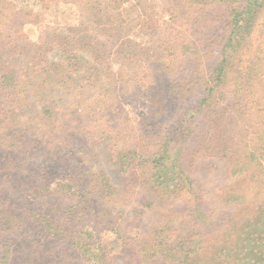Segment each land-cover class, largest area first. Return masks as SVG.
I'll return each instance as SVG.
<instances>
[{"label":"rangeland","instance_id":"rangeland-1","mask_svg":"<svg viewBox=\"0 0 264 264\" xmlns=\"http://www.w3.org/2000/svg\"><path fill=\"white\" fill-rule=\"evenodd\" d=\"M243 1L0 0V203L40 218L0 225V264H136L135 240L158 236L153 264L182 247L196 264L264 227V11L218 74ZM97 78L98 109L83 95ZM166 143L177 189L162 195L145 161ZM2 159L24 167L7 177Z\"/></svg>","mask_w":264,"mask_h":264},{"label":"trees","instance_id":"trees-1","mask_svg":"<svg viewBox=\"0 0 264 264\" xmlns=\"http://www.w3.org/2000/svg\"><path fill=\"white\" fill-rule=\"evenodd\" d=\"M228 0H221L224 4H226ZM240 1V0H239ZM231 11V15L227 16L229 19V22H227L226 29H228L229 34L225 40L224 43V62L222 63L223 66L218 69L219 76L224 75L228 69L227 62L228 60L232 59V56L235 54H241L246 47V45H249L250 42L249 39L254 34L258 22L261 18V14L264 11V0H244L243 5L239 7V9L232 8L231 5H229ZM236 9V10H235ZM86 41H93L91 45L94 47L96 46V42H94L93 39L87 38ZM99 48V46H98ZM94 50L96 48H93ZM100 81V78H97L92 81V83L89 86H85V92H83L84 96H87L86 98H89L91 100V96L89 94L94 93L96 90L97 82ZM195 92V91H194ZM194 92L185 95L184 100L188 98L191 94ZM71 97L75 98V94H72ZM118 101V100H117ZM93 107H100L103 102H101L97 96V98H93L91 100ZM166 104V100H164ZM169 106H171V102H167ZM117 105H115L116 107ZM175 110H172L170 113V107L165 108L163 111L159 112L160 119L165 115L167 117L171 116L173 117V113ZM182 132H179V134ZM170 143H166L163 145V155L156 156L155 158L147 159L145 163L148 165H151V176L148 178L149 185L155 189V193L157 194L158 188L161 187L162 191L161 193L163 195L164 190L167 189V192H169L172 188L177 189V187H173V174L170 172V169L167 165V159H168V149L170 148ZM9 160V158H6ZM3 160V166L5 167L3 170L5 174H7L9 171V174L7 177L13 175L17 170L21 167H24V162L22 159L14 160L12 164H9L4 162ZM246 169V168H245ZM244 168L241 172H244ZM51 176V175H50ZM103 179V178H102ZM183 183L182 187L186 186V182L188 180V177L182 176ZM182 182V181H181ZM180 190V192L183 191ZM36 190L42 191L41 189H36V187H31L30 185H26L25 187H20L19 192L13 189L14 192H16V195H21V193H25V195H34L36 196ZM43 195L47 196L50 193L48 190L46 192H42ZM165 193V192H164ZM8 202V201H6ZM2 205L0 203V225L6 227V228H14V227H33L37 223L40 222V218L36 217V214L34 211H26L25 214H20L17 216L12 215L9 213L8 215H5V212H2ZM73 213H69L68 209H66L67 222H73L74 220H80L79 215L76 213L75 209L72 208ZM28 218V219H26ZM56 224L60 227L66 228V224L56 222ZM17 225V226H15ZM251 231L250 235L243 233V231H239L240 233L235 234L236 239L233 241V234H228L226 236V239L224 241V244L218 247L216 252L213 253L212 259L207 260H197L196 264H264V231H261L264 229L261 226H257ZM239 228V227H238ZM237 228V229H238ZM252 228V227H251ZM56 231V230H55ZM57 232H55L56 234ZM239 235V236H238ZM161 237H153V239L150 241L147 239H139L135 240V250H131L132 253H134L135 256V263L136 264H153L154 260L162 259L160 256V253L165 250H162L164 248L163 245H161L160 241ZM155 241L156 243L153 244L152 242ZM74 245V244H73ZM182 246V244H180ZM184 245V244H183ZM204 247L203 241L199 240L197 243H195V248L192 250V252H197L202 250ZM180 255H185L184 260L180 262V264H195V259L192 258V253H188L184 250L182 247L180 249ZM159 254V255H158ZM83 255H86L87 258H92L96 264H102L101 259L97 254L91 253L89 251L83 252ZM164 255V254H163ZM207 256V255H206ZM164 257V256H162ZM167 264H174L173 258H166Z\"/></svg>","mask_w":264,"mask_h":264}]
</instances>
